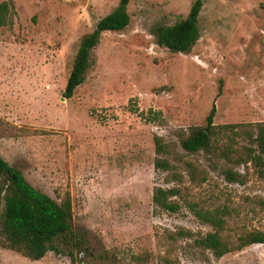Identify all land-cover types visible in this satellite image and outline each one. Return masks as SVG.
Instances as JSON below:
<instances>
[{
    "label": "rangeland",
    "instance_id": "rangeland-1",
    "mask_svg": "<svg viewBox=\"0 0 264 264\" xmlns=\"http://www.w3.org/2000/svg\"><path fill=\"white\" fill-rule=\"evenodd\" d=\"M5 1L0 158L55 201L68 194L72 215L53 240L58 252L30 260L0 247V264H157L155 233L211 230L191 204L225 205L230 235L264 230V178L255 168L209 150L186 153L176 137L203 124L213 105L214 125H234L231 146L255 148L246 131L264 121V0H200L198 37L184 52L157 45L152 29L183 18L193 0H128V24L100 33L69 98L62 92L78 39L118 0ZM153 135L168 143L178 181L153 167ZM154 186L178 187L177 211L153 210ZM193 251H178L179 264H264L262 243L208 261Z\"/></svg>",
    "mask_w": 264,
    "mask_h": 264
},
{
    "label": "trees",
    "instance_id": "trees-1",
    "mask_svg": "<svg viewBox=\"0 0 264 264\" xmlns=\"http://www.w3.org/2000/svg\"><path fill=\"white\" fill-rule=\"evenodd\" d=\"M128 0H118L113 10L100 17L93 29L82 34L77 42V48L66 77L62 95L69 98L74 88L82 81L90 49L97 42L98 36L104 31L121 30L129 22L126 5ZM201 6L200 0H193L186 15L170 25H156L152 29L155 43L166 47L171 52H184L190 49L198 37L197 15ZM263 14L264 4H260ZM10 23L8 2H0V27ZM214 107L210 106L204 117L203 124L190 125L176 134L179 147L186 153H193L204 149L222 157L233 166L250 164L255 168L258 177L264 178V121L256 122L253 130H247L246 136L251 146H231V133L237 134L231 128L234 125H214L212 118ZM225 134L224 143H218L220 135ZM155 157L153 167L169 173L176 178V164L167 159L170 153L168 143L158 135L152 137ZM174 160L182 162L188 171L193 166L188 161L175 155ZM179 197L176 186H154L151 192L153 210L168 212L177 211L179 205L174 197ZM0 247L19 253L21 256L38 260L47 251L58 252L53 240L68 232L71 220V206L68 194H64L59 201L32 186L15 167L0 158ZM194 217L201 223L207 224L211 230L203 233L191 231L183 227L162 229L155 233L156 242L160 247L155 255L157 264H179L178 251L198 252L203 260L209 256L217 259L227 252L239 250L245 246L264 244V230L246 229L230 235L226 232V225L230 217L225 205L209 208L188 206ZM209 255V256H207ZM137 256V261H144Z\"/></svg>",
    "mask_w": 264,
    "mask_h": 264
}]
</instances>
